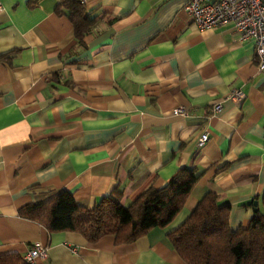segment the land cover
<instances>
[{
  "label": "crops",
  "instance_id": "crops-1",
  "mask_svg": "<svg viewBox=\"0 0 264 264\" xmlns=\"http://www.w3.org/2000/svg\"><path fill=\"white\" fill-rule=\"evenodd\" d=\"M0 1V255L40 243L49 257L34 264H186L167 235L209 192L231 205L233 230L248 226L264 192V71L253 41L230 25L200 30L189 0H85L100 21L72 55L60 0ZM238 89L242 104L231 98ZM193 167L203 175L180 214L130 244L50 234L19 215L62 191L91 208L117 188L128 207Z\"/></svg>",
  "mask_w": 264,
  "mask_h": 264
},
{
  "label": "trees",
  "instance_id": "trees-1",
  "mask_svg": "<svg viewBox=\"0 0 264 264\" xmlns=\"http://www.w3.org/2000/svg\"><path fill=\"white\" fill-rule=\"evenodd\" d=\"M84 1L60 0L56 7L74 26L77 44L72 55L86 48L85 38L100 21L87 11ZM55 76L60 80L59 74ZM202 175L195 167L181 169L163 188L146 189L128 207L121 203L122 192L117 188L91 208L62 191L22 207L19 215L44 226L50 234L78 233L90 243L114 235L116 244H130L153 229L167 228L184 209ZM220 201L217 193L205 194L190 216L168 233L171 248L186 264H264V192L256 197L257 211L248 226L236 230L230 227L231 205ZM0 264L31 263L19 253H9L0 255Z\"/></svg>",
  "mask_w": 264,
  "mask_h": 264
},
{
  "label": "built area",
  "instance_id": "built-area-1",
  "mask_svg": "<svg viewBox=\"0 0 264 264\" xmlns=\"http://www.w3.org/2000/svg\"><path fill=\"white\" fill-rule=\"evenodd\" d=\"M2 10L0 1V11ZM185 11L200 30L230 25L241 41H253L258 68L264 71V0H189ZM231 98L242 104L246 99V93L243 90H234ZM221 109L222 104L219 103L216 104L214 111L219 112ZM173 113L187 117L189 110L177 108ZM209 140V133L203 132L198 138V147L203 148ZM48 257V248L40 243L34 244L24 256L31 264L37 259L47 260Z\"/></svg>",
  "mask_w": 264,
  "mask_h": 264
},
{
  "label": "water",
  "instance_id": "water-1",
  "mask_svg": "<svg viewBox=\"0 0 264 264\" xmlns=\"http://www.w3.org/2000/svg\"><path fill=\"white\" fill-rule=\"evenodd\" d=\"M257 206H258V201H255L254 202L255 211H257V208H256Z\"/></svg>",
  "mask_w": 264,
  "mask_h": 264
}]
</instances>
